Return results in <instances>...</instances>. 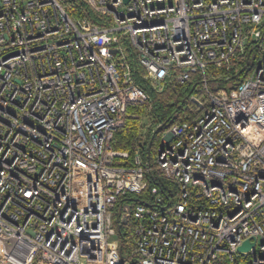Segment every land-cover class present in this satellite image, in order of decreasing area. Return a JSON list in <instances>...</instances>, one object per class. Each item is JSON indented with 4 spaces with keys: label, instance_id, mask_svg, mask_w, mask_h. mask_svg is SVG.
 Here are the masks:
<instances>
[{
    "label": "built area",
    "instance_id": "2783aa9c",
    "mask_svg": "<svg viewBox=\"0 0 264 264\" xmlns=\"http://www.w3.org/2000/svg\"><path fill=\"white\" fill-rule=\"evenodd\" d=\"M128 48L158 88L198 71L207 104L122 165L148 101ZM0 264H264V0H0Z\"/></svg>",
    "mask_w": 264,
    "mask_h": 264
},
{
    "label": "trees",
    "instance_id": "16d2710c",
    "mask_svg": "<svg viewBox=\"0 0 264 264\" xmlns=\"http://www.w3.org/2000/svg\"><path fill=\"white\" fill-rule=\"evenodd\" d=\"M127 61L134 82L146 92L148 101L144 104H128L124 124L113 136V148L128 153V158L125 160L116 159L115 164L122 165L132 161L136 146L141 147L145 159V146L151 139L150 151L152 150L159 131L175 123L193 121L201 115L203 107L207 104V95L202 87V76L198 71L190 73L188 79L182 83H175L174 78L169 76L158 88L145 77L143 68L130 48H128ZM227 75L230 80H226ZM245 75L246 71L240 70V67L232 68L228 72L224 69H212L211 77L207 80L210 88L216 89L225 87L228 81L242 80ZM157 127L158 130L153 134ZM146 179L149 186L155 183L167 184V181L155 175L153 170L146 173ZM125 200L131 203L145 202L144 193L123 194L118 197L117 202L119 204ZM112 222L116 230L121 260H127L134 248L133 223L130 219L122 220L116 211L112 215Z\"/></svg>",
    "mask_w": 264,
    "mask_h": 264
},
{
    "label": "water",
    "instance_id": "95a60500",
    "mask_svg": "<svg viewBox=\"0 0 264 264\" xmlns=\"http://www.w3.org/2000/svg\"><path fill=\"white\" fill-rule=\"evenodd\" d=\"M151 139L148 141V146L150 145ZM126 219V215H123L122 220Z\"/></svg>",
    "mask_w": 264,
    "mask_h": 264
},
{
    "label": "bare ground",
    "instance_id": "6f19581e",
    "mask_svg": "<svg viewBox=\"0 0 264 264\" xmlns=\"http://www.w3.org/2000/svg\"><path fill=\"white\" fill-rule=\"evenodd\" d=\"M125 194H128V193H125ZM129 194H132V193H129Z\"/></svg>",
    "mask_w": 264,
    "mask_h": 264
}]
</instances>
